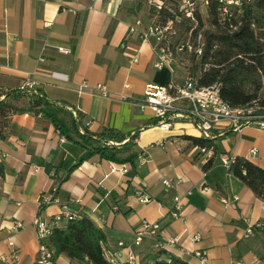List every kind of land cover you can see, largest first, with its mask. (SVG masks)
Masks as SVG:
<instances>
[{
    "label": "crops",
    "instance_id": "obj_1",
    "mask_svg": "<svg viewBox=\"0 0 264 264\" xmlns=\"http://www.w3.org/2000/svg\"><path fill=\"white\" fill-rule=\"evenodd\" d=\"M136 19L147 23V0H0V93L28 78L49 100L73 107L92 134L139 132L134 165L115 164L90 157L74 136L61 137L41 116L11 114L0 141V258L16 252V264H34L32 221L49 224L62 205L104 233L103 249L116 253L120 264H128L129 251L139 261L154 251L150 237L134 245L142 221L159 225L163 243L178 237L166 251L188 264L197 263V252L205 254L206 264H257L264 256L261 234H245L248 226L264 222V199L222 164L223 156L243 158L264 170V128L216 133L203 154L186 139L201 138L189 125L146 128L154 118L141 108L143 90L166 84L169 72L152 67L150 43L128 34ZM176 75L183 73L177 68ZM81 84L88 87L82 93ZM96 85L110 96H100ZM122 95L130 99L122 101ZM16 105L24 107L27 100ZM111 165L126 168L110 173ZM164 181L178 183L166 188ZM176 197L184 220L170 215ZM233 197L237 201L224 206L222 198ZM44 198L52 203L40 209ZM15 222L23 228L15 229ZM195 234L197 242L191 240ZM55 264L88 263L60 255Z\"/></svg>",
    "mask_w": 264,
    "mask_h": 264
},
{
    "label": "built area",
    "instance_id": "obj_2",
    "mask_svg": "<svg viewBox=\"0 0 264 264\" xmlns=\"http://www.w3.org/2000/svg\"><path fill=\"white\" fill-rule=\"evenodd\" d=\"M258 0H147L148 21L146 24L141 19H136L129 27L128 34H136L141 42L151 44L155 60L152 67L156 70L166 69L169 72V80L164 85L147 84L142 93L141 108L148 109L151 116L161 122V126H169L175 123H184L198 132L202 139L211 140L212 134L231 131L240 132L248 125H256L264 128V107L254 101L243 107H230L219 95L217 85L210 87L198 86V75L188 72L189 59L193 57L199 60L204 49L203 33L210 29L208 20L214 19L215 25L223 28L227 33H233L240 27L245 10ZM211 11L214 14H211ZM165 15V16H162ZM164 17V19H163ZM184 24V25H183ZM187 26V27H183ZM183 28V30H182ZM188 28L187 30H185ZM216 46L213 47L215 49ZM60 52L65 53L62 49ZM208 65H203L206 69ZM183 73L181 78L176 75V69ZM86 84L79 86V92L87 89ZM124 89L129 86L124 85ZM22 92L34 90V84L27 78L18 87ZM94 90L102 97L110 96L102 85H96ZM122 101H127L125 95L120 96ZM203 154L205 148H201ZM210 154V151H207ZM233 157H222V164L229 170L234 162ZM126 166H110V173H123ZM38 170L35 169V172ZM178 183V182H177ZM175 183V184H177ZM166 188H172L175 184L169 181L163 182ZM141 202L148 200L139 197ZM231 201H237L233 197L222 198L224 206ZM52 203L50 199H40L38 206ZM171 217L175 220H184L181 212L179 198H174V209ZM75 213L69 210L68 205L60 206V213L54 216L49 224L33 219L38 241L37 257L34 264H55L54 252L45 245V240L51 235L52 230L74 218ZM15 229H22L19 222L14 223ZM159 225L157 223L141 222L140 229L136 232L134 245H138L144 237L154 239V250H167L178 242L177 238H171L166 243L158 239ZM256 232L261 234L264 243V222H257L246 228V236H252ZM199 234L192 236L191 240L197 242ZM123 244H119L122 247ZM196 264H206L204 253L194 254ZM104 256L108 264H120L116 253L104 250ZM20 260L16 252L9 256L1 257L0 264H16ZM128 264H139L136 255L129 251ZM235 264V263H234ZM238 264V263H237ZM257 264H264V256Z\"/></svg>",
    "mask_w": 264,
    "mask_h": 264
},
{
    "label": "trees",
    "instance_id": "obj_3",
    "mask_svg": "<svg viewBox=\"0 0 264 264\" xmlns=\"http://www.w3.org/2000/svg\"><path fill=\"white\" fill-rule=\"evenodd\" d=\"M211 14L214 12L211 11ZM215 23L214 19L208 20L210 29L202 36V56L199 60L193 57L189 59L188 72L194 76L200 74L199 87L217 85L220 98L230 107H243L254 101L264 107V95L260 96L264 89V0H258L245 10L240 27L233 33H227ZM203 65L208 67L203 69ZM21 99L27 100L26 106L16 105ZM22 113L47 119L61 137L69 139L74 136L76 144L87 149L90 157L132 166L139 157L135 152L138 131L128 135L114 130L92 134L86 130L81 115L73 107L49 100L36 88L30 92H22L17 88L0 93V141L5 139L8 117ZM159 125L161 122L153 119L145 127ZM212 136L211 140L217 137L216 134ZM186 139L201 148H208L211 143V140L202 138ZM211 165L212 161L209 160L203 170L207 171ZM228 173L258 198L264 199V170L243 158H235ZM104 243V233L89 218L78 214L67 223L55 227L45 240V245L54 252L55 258L64 255L71 261L85 260L88 264H108L104 256ZM139 264L188 263L166 250H154L140 259Z\"/></svg>",
    "mask_w": 264,
    "mask_h": 264
},
{
    "label": "rangeland",
    "instance_id": "obj_4",
    "mask_svg": "<svg viewBox=\"0 0 264 264\" xmlns=\"http://www.w3.org/2000/svg\"><path fill=\"white\" fill-rule=\"evenodd\" d=\"M183 27H187V26H183ZM183 30V28H182ZM264 95V89H262V91L260 92V96Z\"/></svg>",
    "mask_w": 264,
    "mask_h": 264
}]
</instances>
